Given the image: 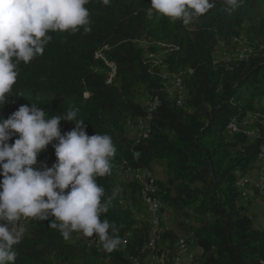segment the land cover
Returning a JSON list of instances; mask_svg holds the SVG:
<instances>
[{"label": "trees", "instance_id": "16d2710c", "mask_svg": "<svg viewBox=\"0 0 264 264\" xmlns=\"http://www.w3.org/2000/svg\"><path fill=\"white\" fill-rule=\"evenodd\" d=\"M210 2L212 9L185 25L156 12L151 0L109 5L90 0L85 5L90 32H50L43 55L18 65L0 119L31 103L49 118L78 109L89 136L112 138L111 174L97 177L102 202L108 203L100 219L115 225L121 244L108 253L95 234L101 247L84 242L81 232L65 240L50 227L53 217H22L18 227L25 233L13 246L14 264H149V254L156 252L162 264H174L176 231L194 252L195 264H264V226L256 227L249 213L252 199L240 200L252 188L247 173L257 167L261 152L264 157V0H241L234 10L225 0ZM241 35L250 48L247 57L234 58L235 49L225 59L222 53L237 48L232 38ZM176 73H183L182 104L162 86ZM152 96L158 104L150 130L135 141L127 122L146 119L144 100ZM74 127V121H60L62 134ZM55 160L49 144L35 167H50ZM155 163L165 174L155 178L159 218L169 209L174 226L167 229L161 221L163 232L148 250L151 217L140 185L127 182L116 168L135 165L154 172ZM138 213L144 214L140 223Z\"/></svg>", "mask_w": 264, "mask_h": 264}, {"label": "clouds", "instance_id": "9594fccd", "mask_svg": "<svg viewBox=\"0 0 264 264\" xmlns=\"http://www.w3.org/2000/svg\"><path fill=\"white\" fill-rule=\"evenodd\" d=\"M90 0H0V106L13 95L18 65L43 55L52 39L50 32H90ZM109 5L111 0H99ZM241 0H225L231 10ZM159 14L188 25L215 5L210 0H151ZM78 109L49 118L35 104L20 105L6 119H0V264H14L13 246L23 239L21 218L50 220L65 240L72 232L99 237L108 253L121 244L117 229L101 220L108 211L102 202L104 189L97 177L111 174L116 153L108 134L89 136ZM75 122L70 131L61 133L60 121ZM13 137L14 142L9 143ZM56 141V143H53ZM49 144L55 162L37 168L38 155ZM113 234H110V230Z\"/></svg>", "mask_w": 264, "mask_h": 264}, {"label": "bare ground", "instance_id": "6f19581e", "mask_svg": "<svg viewBox=\"0 0 264 264\" xmlns=\"http://www.w3.org/2000/svg\"><path fill=\"white\" fill-rule=\"evenodd\" d=\"M232 41L235 44L239 45L238 50L234 54V58H237V59H243V58H245L247 56L248 52H247V48L245 47L244 37H242V35L241 36H236V37H233L232 38ZM164 79H166V76H165ZM162 86H164V88L167 91L169 97L170 98H173L174 100H176L177 104H182V102L185 100V98H186V92H185V89L182 88V82H167V80H166L162 84ZM152 97L151 98H148L146 100V102H145V105H144L145 106V111H146V119L139 118L137 120L136 124H132V122L130 120L127 122V126L129 128H132L135 131V136H134L135 139H136L135 141H139V139L142 136L147 135L148 132H149V130H150V128H149V121L151 120L153 110L156 108V106L158 104V100H157L156 96L153 97V98ZM134 127H135V129H134ZM252 133L253 132H250V134H252ZM137 158H138V154L136 152H134L133 153V161H136ZM260 158H261V160H260V167L263 169V175H264V157H263V152L260 153ZM116 169H117L116 170L117 171V174L120 175V177L123 176L125 179H127L129 170H132L133 172L141 173L142 174V178L144 180H146V181H153V186L152 185L140 186V196H141V198H142V200H143V202H144V204L146 206V209H147L148 214L151 217V219H150L151 226H152L151 231H153V233H154L153 239H150L148 245L146 244L147 245L146 248L148 250L151 249V248H154L153 247L154 246V240H155L157 234L159 232H161L162 229H163V228L161 229V227H160V222L163 221V217L162 218H159V213H160L159 210L161 209V206L162 205H161L160 200H158L155 196H153V194L155 193V191L157 189L156 183H155V178L156 177L153 175L152 171L148 167H144V166H135V165H125V164H121V165H118ZM153 176H154V178H153ZM128 180H134V181L138 182L139 185H140V178H139V176H131V177H128ZM254 187L256 188V191L259 194H261V195L264 196V188L260 187V184L259 183L256 182V184H255ZM253 191H252V193H253ZM244 194H246L248 196H251L249 194L248 190L245 191ZM149 196H152L153 197V201L146 202V200L148 199ZM135 217L138 220V215H136ZM96 239L97 238L95 236H93V237H86L85 236V240L84 241L87 242V243H89V244H96V246L101 247L99 245V243L97 242L98 239L97 240ZM180 243H181V247L180 248H182L184 245L182 246L183 243L182 242H180ZM89 244H87V246ZM89 247H91V246L89 245ZM99 247H97V248H99ZM94 248H95V246H94ZM180 248H179V250H180ZM151 254H154L153 264H162V261L158 257L157 252L156 253H151ZM187 254H188V252L186 254H184V256H186ZM179 256H180V254H179ZM192 257H194L193 254L189 253V257L186 260L189 261V263H191L192 260H193ZM148 261H149V256H148Z\"/></svg>", "mask_w": 264, "mask_h": 264}, {"label": "rangeland", "instance_id": "374dc122", "mask_svg": "<svg viewBox=\"0 0 264 264\" xmlns=\"http://www.w3.org/2000/svg\"><path fill=\"white\" fill-rule=\"evenodd\" d=\"M233 42V41H232ZM234 43V42H233ZM235 44V43H234ZM236 46H237V48H233V47H229V51L230 52H228L227 54H225V52H223L222 53V56H224V58L225 59H227L228 58V56L230 55H232L233 54V52L235 51V49H236V51L238 50V47H239V45H237L236 44ZM245 47L247 48V52L249 53V51H250V48L248 47V46H246L245 45ZM220 50H221V48H220ZM236 51H235V53H236ZM234 53V54H235ZM219 54H220V52H219V50L217 51V53L215 54L217 57L219 56ZM234 54H233V57H234ZM248 55V54H247ZM247 57V56H246ZM147 100V99H146ZM146 100H144V105H145V102H146ZM142 105H143V103H142ZM134 129H135V127H134ZM257 169V167L254 169V170H256ZM253 170V171H254ZM152 171V170H151ZM153 173V175L156 177V178H158V179H164L165 178V174L163 173V169H162V167H161V164L160 163H155L154 164V172H152ZM248 174H249V172L247 173V177H248ZM255 176H256V172H255V175L252 177V179H255ZM249 182V184L252 186V188L251 189H248V192H249V194L251 195V196H248V195H246V194H244V192L245 191H247V190H244V192H243V194H242V196L240 197V200L242 201V202H245V201H247V200H249V199H252L250 202H249V213L252 215V217L254 218V224H255V226L256 227H258V228H261V227H263L264 226V196L263 195H261V194H259L257 191H256V188L254 187L255 186V184H256V182H254V181H248ZM254 190V191H253ZM252 191H253V193H252ZM255 197V198H254ZM162 217H163V221H164V225H165V227L167 228V229H172L173 228V220H172V215H171V211L168 209V210H166L165 212H164V214L162 215ZM176 233L178 234V236H180L179 238H180V242H182L183 244H185L183 241H184V238L182 237L183 235L181 234V231L179 232V231H176ZM84 240H85V236H84ZM85 242V241H84ZM183 244H182V246H183ZM185 250V251H184ZM187 252H189V253H191V254H193V256H194V252L193 251H191L189 248H188V246L185 244V246H183L182 248H180V250H179V254H180V256H184V254H186ZM192 262L191 263H189V261H187L186 260V264H195V262H194V257H192Z\"/></svg>", "mask_w": 264, "mask_h": 264}, {"label": "built area", "instance_id": "2783aa9c", "mask_svg": "<svg viewBox=\"0 0 264 264\" xmlns=\"http://www.w3.org/2000/svg\"><path fill=\"white\" fill-rule=\"evenodd\" d=\"M243 37V36H242ZM245 43V39H244ZM149 52V51H145ZM144 56V53H143ZM102 58V57H101ZM145 63H150L154 65V62H146ZM184 73V72H183ZM183 73H176L174 78H167V82H182V75ZM182 88H185L184 83H182ZM179 93V92H178ZM176 102V100H175ZM256 176L255 179L251 178V181H255L260 184V187L264 188V175H263V169L260 167V161L257 163V169L255 170ZM131 176H139L140 178V186H145V185H152L153 186V181H146L142 178L141 173L133 172L132 170H129L128 176H127V182H128V177ZM154 178V176H153ZM153 201V197L149 196L146 202ZM129 204V203H128ZM130 205V204H129ZM144 214H139L138 213V223L141 220V216ZM154 233L153 231L150 232V239H153ZM175 247L177 249V254L174 258V264H186V259L189 257V252L186 256H179V248L181 247L180 243V238L178 237L177 241L175 242ZM153 259H154V254H149V264H153Z\"/></svg>", "mask_w": 264, "mask_h": 264}, {"label": "crops", "instance_id": "0c3cea01", "mask_svg": "<svg viewBox=\"0 0 264 264\" xmlns=\"http://www.w3.org/2000/svg\"><path fill=\"white\" fill-rule=\"evenodd\" d=\"M255 169V168H254ZM253 169V170H254ZM253 170H251L250 172H249V174H248V177H247V180L248 181H251V178L255 175V170L253 171Z\"/></svg>", "mask_w": 264, "mask_h": 264}]
</instances>
